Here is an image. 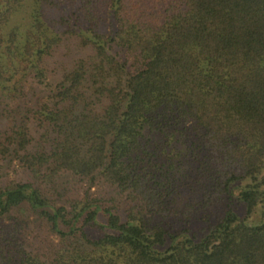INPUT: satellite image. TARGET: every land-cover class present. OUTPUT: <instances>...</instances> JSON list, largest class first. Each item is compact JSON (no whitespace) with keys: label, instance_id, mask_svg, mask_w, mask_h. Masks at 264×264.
<instances>
[{"label":"trees","instance_id":"trees-1","mask_svg":"<svg viewBox=\"0 0 264 264\" xmlns=\"http://www.w3.org/2000/svg\"><path fill=\"white\" fill-rule=\"evenodd\" d=\"M0 264H264V0H0Z\"/></svg>","mask_w":264,"mask_h":264},{"label":"rangeland","instance_id":"rangeland-1","mask_svg":"<svg viewBox=\"0 0 264 264\" xmlns=\"http://www.w3.org/2000/svg\"><path fill=\"white\" fill-rule=\"evenodd\" d=\"M238 211H239V213H242V208L241 207L238 208ZM250 218L252 219V221H256L258 219L257 213L252 214V216Z\"/></svg>","mask_w":264,"mask_h":264}]
</instances>
